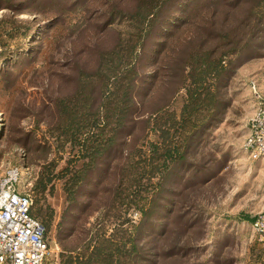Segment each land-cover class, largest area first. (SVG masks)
<instances>
[{
	"label": "rangeland",
	"instance_id": "374dc122",
	"mask_svg": "<svg viewBox=\"0 0 264 264\" xmlns=\"http://www.w3.org/2000/svg\"><path fill=\"white\" fill-rule=\"evenodd\" d=\"M264 0H0V177L45 264H264Z\"/></svg>",
	"mask_w": 264,
	"mask_h": 264
},
{
	"label": "built area",
	"instance_id": "2783aa9c",
	"mask_svg": "<svg viewBox=\"0 0 264 264\" xmlns=\"http://www.w3.org/2000/svg\"><path fill=\"white\" fill-rule=\"evenodd\" d=\"M256 101L254 115L249 120L245 151L253 160L264 161V94L252 85ZM20 167H10L0 177V264H43L49 252L45 229L33 217V200L22 188ZM253 228L264 242V211Z\"/></svg>",
	"mask_w": 264,
	"mask_h": 264
},
{
	"label": "trees",
	"instance_id": "16d2710c",
	"mask_svg": "<svg viewBox=\"0 0 264 264\" xmlns=\"http://www.w3.org/2000/svg\"><path fill=\"white\" fill-rule=\"evenodd\" d=\"M32 215H33L34 218H36L35 215H34V202H33V206H32ZM36 219H37V218H36ZM37 220L39 221V219H37ZM52 220H53V215H51V216L49 217V221H45L44 224H43L42 222L39 221V222L42 224V226L44 227V229H45L46 238H47L48 232H49L50 229H51ZM46 260H47V258H46ZM46 260L44 261L43 264H45ZM69 264H71V262H69ZM72 264H73V263H72Z\"/></svg>",
	"mask_w": 264,
	"mask_h": 264
}]
</instances>
